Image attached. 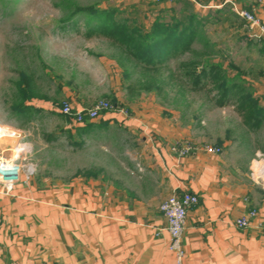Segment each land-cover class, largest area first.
Returning a JSON list of instances; mask_svg holds the SVG:
<instances>
[{
	"label": "crops",
	"instance_id": "1",
	"mask_svg": "<svg viewBox=\"0 0 264 264\" xmlns=\"http://www.w3.org/2000/svg\"><path fill=\"white\" fill-rule=\"evenodd\" d=\"M257 1L244 5L264 23V6ZM224 3L200 0V21L190 4L179 29L197 23V34L208 16L226 9ZM182 8L162 18L173 20ZM154 11L150 22L159 18ZM226 24L232 23L222 19L220 25ZM248 42L239 56L212 63L228 86L227 94L215 90L211 96L212 112L221 117L227 111L231 117L226 129L191 135L190 127L177 125L163 110H130L128 117L105 113L75 124L74 141H83L85 153L67 182L38 177L24 158L30 145L26 131L0 121V154L16 158L21 148L23 179L27 167L33 170L11 193L0 190V264H175L159 212L173 193L198 198L186 216L183 264H264V236L257 226L264 222V174L254 169L257 177L252 168L257 156L264 163V39ZM104 66L116 89V66L110 61ZM14 113L22 117L23 112ZM176 142L193 151L177 156L171 152ZM208 147L221 152L209 153ZM250 209L257 212L250 226L237 228L235 220Z\"/></svg>",
	"mask_w": 264,
	"mask_h": 264
},
{
	"label": "rangeland",
	"instance_id": "2",
	"mask_svg": "<svg viewBox=\"0 0 264 264\" xmlns=\"http://www.w3.org/2000/svg\"><path fill=\"white\" fill-rule=\"evenodd\" d=\"M199 1L190 3L197 21L204 17L197 7ZM228 1L240 10H247L264 25L244 5L249 0H226L225 10L214 12L202 23V29L196 28L199 32L190 45H185L173 57H165L156 66L145 67L111 35L100 30L115 26L112 22L117 16L125 18L139 10V23L133 35L144 46L150 42L145 39L146 28L152 23L154 8L163 9L158 7L160 3L153 0H0V121H9L26 131L25 141L30 145L24 158L35 166L38 177L52 183L67 182L84 157L83 141L80 138L74 141L75 124L59 111L64 102L73 108L79 104L88 108L106 101L112 108L108 113L126 110L128 116L130 110L133 114L141 110H163L166 114L172 113L177 125L183 122L190 127L191 135L202 132L211 136L212 128L226 129L231 118L228 112L224 111L221 117L217 111L212 112L211 96L216 90L213 81L193 87L194 81L198 83L202 76L189 75L218 60L227 61L229 54L239 56L240 48L250 45L248 41L253 42L244 21L231 11ZM257 4L264 6V0ZM93 11L109 16H99L93 21L95 26L105 25L100 24L103 27L98 26L89 34L88 18ZM230 12L237 20L231 25H220L223 16H229ZM196 24L192 26L195 28ZM214 44L225 51L217 52ZM228 46L232 48L230 53ZM105 61L116 66V89L108 77ZM19 110L23 112L22 117L14 115Z\"/></svg>",
	"mask_w": 264,
	"mask_h": 264
},
{
	"label": "built area",
	"instance_id": "3",
	"mask_svg": "<svg viewBox=\"0 0 264 264\" xmlns=\"http://www.w3.org/2000/svg\"><path fill=\"white\" fill-rule=\"evenodd\" d=\"M157 3H164L167 5L174 4L177 0H153ZM189 3L197 4V0H187ZM231 5L230 9L234 12L241 20L244 21L246 29L250 34L252 40L260 41L264 38V25H262L256 18L249 13L247 10L238 9L235 4L228 1ZM59 111L67 116L72 123L80 125L85 122H92L101 115L112 111L110 104L106 101L96 102L93 106L88 108H73L67 103H62L59 107ZM123 117H127L128 113L126 110L119 112ZM21 148L17 150L16 158L5 157L0 154V190L3 194H9L15 188L16 185L20 184L22 181L24 183L33 174L31 167H27V174L23 179V166L18 161ZM205 150L209 153L219 154L221 150L215 147H208ZM193 148L189 145H184L176 142L171 147V152L179 157H186L191 154ZM257 164L262 162L260 156H257L255 161ZM255 163V164H256ZM254 174L261 176L253 171ZM198 202V198L191 193H184L178 195L176 193L171 194L168 198L162 201L159 205V212L166 221V230L169 235V245L168 249L173 254L175 264H183L185 253L183 249V232L186 222L187 212L190 208L195 206ZM257 215L255 209H250L238 219L235 220L234 224L239 229H246L250 226L251 220H253ZM258 228L264 236V222L258 223Z\"/></svg>",
	"mask_w": 264,
	"mask_h": 264
},
{
	"label": "trees",
	"instance_id": "4",
	"mask_svg": "<svg viewBox=\"0 0 264 264\" xmlns=\"http://www.w3.org/2000/svg\"><path fill=\"white\" fill-rule=\"evenodd\" d=\"M176 5V6H175ZM181 5L183 14L177 16L173 20L166 21L162 18L164 14L174 11V9ZM190 3L186 0H177L171 5L169 9H159L156 11L159 14V18L154 20L149 27L146 28V37L145 39H149L146 45L139 44L137 40H135L133 35V30L136 29V24L139 23V10H134L129 13L125 18L121 16H117L114 18L111 28L107 30H100V33L109 34L120 44L121 47L124 48L126 52L139 64L147 67V66H156L157 63L162 62L165 57H173L175 53L182 50L185 45H190L193 42L194 37L196 35L195 28L188 24L186 28L179 29L183 24L185 17L184 14H187L189 10ZM104 12H92V15L89 16L88 20H90V31H95L98 26L103 27L105 25L95 26V22L98 20L99 16L108 17L109 14H102ZM193 17V16H192ZM232 18V19H231ZM233 19L237 20V16L232 12L229 13V16L223 18V21L233 23ZM195 73V74H194ZM189 75V77L196 78L202 76L200 80L197 82L194 81L192 84L193 87L199 86L203 83H207L209 80L213 81L215 85V89L219 92H224L227 94V84L226 78L223 71L218 68V66L205 65L202 70H198ZM197 83V84H196Z\"/></svg>",
	"mask_w": 264,
	"mask_h": 264
},
{
	"label": "bare ground",
	"instance_id": "5",
	"mask_svg": "<svg viewBox=\"0 0 264 264\" xmlns=\"http://www.w3.org/2000/svg\"><path fill=\"white\" fill-rule=\"evenodd\" d=\"M2 131V130H1ZM1 131H0V134H1ZM255 170L257 172H260V173H263L264 174V163H259V164H256L255 166Z\"/></svg>",
	"mask_w": 264,
	"mask_h": 264
}]
</instances>
